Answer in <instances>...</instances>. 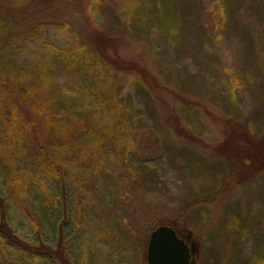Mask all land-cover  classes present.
<instances>
[{
	"label": "rangeland",
	"instance_id": "rangeland-1",
	"mask_svg": "<svg viewBox=\"0 0 264 264\" xmlns=\"http://www.w3.org/2000/svg\"><path fill=\"white\" fill-rule=\"evenodd\" d=\"M4 1L25 29L51 23L62 46L75 38L55 25L69 22L86 38L92 17L117 39V52L145 62L161 85L123 84L136 113L134 162L77 182L75 256L147 264L151 232L171 225L196 246L194 264H264V168H240L242 154L264 140V0ZM26 183L30 194L55 187ZM30 198L10 200L27 226L28 215L38 223Z\"/></svg>",
	"mask_w": 264,
	"mask_h": 264
},
{
	"label": "trees",
	"instance_id": "trees-1",
	"mask_svg": "<svg viewBox=\"0 0 264 264\" xmlns=\"http://www.w3.org/2000/svg\"><path fill=\"white\" fill-rule=\"evenodd\" d=\"M6 3L0 0V264H81L72 250L81 237L82 194L76 190L84 187L77 182H90L108 166L130 171L136 113L123 84L144 91L161 85L145 62L117 52V39L92 17L87 39L69 22L55 25L75 38L62 46L51 23L25 29ZM240 160L244 172L259 162L264 168V140ZM26 182L55 187L52 192L43 183L30 194ZM18 194L31 196L38 223L30 215L28 226L20 220L10 201ZM87 258L81 259L93 264Z\"/></svg>",
	"mask_w": 264,
	"mask_h": 264
},
{
	"label": "water",
	"instance_id": "water-1",
	"mask_svg": "<svg viewBox=\"0 0 264 264\" xmlns=\"http://www.w3.org/2000/svg\"><path fill=\"white\" fill-rule=\"evenodd\" d=\"M196 246H190L175 227L161 225L154 229L147 248V264H194Z\"/></svg>",
	"mask_w": 264,
	"mask_h": 264
}]
</instances>
